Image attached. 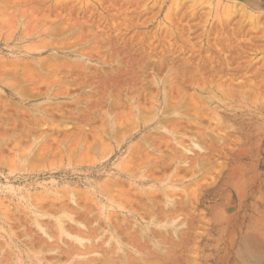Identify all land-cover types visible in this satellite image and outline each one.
Masks as SVG:
<instances>
[{
	"label": "rangeland",
	"instance_id": "obj_1",
	"mask_svg": "<svg viewBox=\"0 0 264 264\" xmlns=\"http://www.w3.org/2000/svg\"><path fill=\"white\" fill-rule=\"evenodd\" d=\"M61 206L130 264H264V0H0V264L66 261Z\"/></svg>",
	"mask_w": 264,
	"mask_h": 264
},
{
	"label": "bare ground",
	"instance_id": "obj_2",
	"mask_svg": "<svg viewBox=\"0 0 264 264\" xmlns=\"http://www.w3.org/2000/svg\"><path fill=\"white\" fill-rule=\"evenodd\" d=\"M10 21V20H9ZM36 21V20H35ZM34 25V24H33ZM30 46V45H29ZM26 63V62H25ZM15 67V66H14ZM3 76V75H2ZM8 82V81H7ZM17 83V82H16ZM13 87V86H12ZM221 89V88H220ZM206 96V95H205ZM162 103V102H161ZM166 104V103H165ZM162 107V106H161ZM160 110V109H159ZM156 111V110H155ZM166 111V110H165ZM160 112V111H159ZM143 117H145V116H143ZM150 117V116H149ZM142 118V117H141ZM146 120V119H145ZM138 121V120H137ZM137 123V122H136ZM149 123V122H148ZM139 124V123H138ZM138 124H137V126H138ZM136 126V125H135ZM203 134V133H202ZM106 143V142H105ZM109 143V142H108ZM197 144V143H196ZM104 147V146H103ZM109 148V147H108ZM107 148V149H108ZM109 149H111V147L109 148ZM112 150V149H111ZM135 149H133V151H134ZM107 154H109V150H107ZM111 152V151H110ZM135 154V153H134ZM71 155V154H70ZM140 155V154H139ZM198 155V154H197ZM185 157H187L186 156V154H185ZM129 158V157H128ZM127 158V159H128ZM131 158V157H130ZM135 158V157H134ZM178 159V158H177ZM185 159H187V158H185ZM132 160V159H131ZM120 161V160H119ZM128 161V160H127ZM95 162V161H94ZM189 162V161H188ZM125 164L127 163V162H124ZM67 164V163H66ZM91 164V163H90ZM124 164V167H123V165L122 166H120L121 168L120 169H116V170H114L113 172H112V174L110 175V176H108L107 178H105L104 180H102V181H88V185L90 186H92L93 187V189L94 190H92V191H94V194H93V196L94 197H92L91 198V200L92 201H94L95 202V204L98 206V208H99V210H100V213H102L104 216H105V218H106V223L108 224V226H109V228L112 230V235L113 236H115V233H114V231H113V228H112V226H111V222H110V218L112 217V216H114V218L117 216V214H116V216L113 214L114 212H116L117 210H119L120 212H124L125 210H123L125 207H123V204L122 203H120L118 200V202L116 201V196H117V194L114 192V188L117 186V184L119 183V184H121L120 182H119V180H122V178L123 179H127L128 181H130L131 183H137V184H141L140 182H144V181H142V180H140V181H138L137 179H138V177L139 176H136L137 175V171L136 172H134V171H132V170H135V169H129V163H127L126 165ZM121 165V164H120ZM133 166V165H132ZM118 167H119V164H118ZM191 167V166H190ZM142 168V167H141ZM138 169V168H137ZM140 169V168H139ZM57 173V172H56ZM240 173V172H239ZM53 175H55V174H53ZM140 175V174H139ZM144 177L146 176V174L145 175H143ZM143 176H141V177H143ZM232 175H231V173H229L228 174V176H227V178L229 177V179H226L225 181H224V187H223V185H222V187H220V188H223V189H228V190H224L225 192H232V190H231V188H230V185H231V187H232V184H233V180H232V177H231ZM140 178V177H139ZM145 178H147V177H145ZM143 179V178H142ZM148 179V178H147ZM154 182L156 181V180H153ZM147 182V181H146ZM195 182V181H194ZM118 184V185H119ZM150 184V183H149ZM197 184V183H196ZM122 185V184H121ZM121 185H119V187H122ZM133 185V184H132ZM144 186V185H143ZM142 186V187H143ZM192 187V186H191ZM146 189V188H145ZM202 189V188H201ZM79 190V189H78ZM116 190V189H115ZM196 190H198V189H196ZM85 191V190H84ZM87 191H90V190H87ZM117 191V190H116ZM147 191V190H146ZM148 192V191H147ZM153 192V191H152ZM171 192V191H170ZM68 193H70V192H68ZM73 193V192H72ZM80 193V192H79ZM121 193V192H120ZM84 194V193H83ZM149 194V193H148ZM190 194V193H189ZM191 194H192V192H191ZM195 194V193H194ZM197 194H198V192H197ZM207 194V193H206ZM72 195V194H71ZM85 195H87V192H86V194ZM121 195H123V194H121ZM125 195V194H124ZM196 195V194H195ZM199 195V194H198ZM227 195V194H226ZM230 195V194H229ZM38 196V195H37ZM129 196V195H128ZM52 197V196H51ZM56 197V196H55ZM61 197V196H60ZM201 197V196H200ZM59 198V197H58ZM126 198V197H125ZM205 198H207L211 203H212V205H213V207H215V209H214V214H212V216H213V220L215 221V225H218L219 226V219H220V217H221V214H222V210H223V208H222V210H220L219 208H218V205L219 206H224V208H227V207H231V202H226L227 200L224 198V195H222V193L220 192V193H209V194H207V195H205ZM225 200H224V199ZM56 199V198H55ZM63 199V198H62ZM70 199V198H69ZM122 199V198H121ZM121 199H119V200H121ZM64 200V199H63ZM87 200V199H86ZM191 200V199H190ZM37 201V200H36ZM90 201V200H89ZM59 202V201H58ZM62 202V201H61ZM125 202V201H124ZM222 202L224 203V204H222ZM63 203V202H62ZM176 203V202H175ZM190 203H191V201H190ZM46 204V203H45ZM67 204V203H66ZM93 204V203H92ZM218 204V205H217ZM43 205V204H42ZM48 205V204H47ZM39 206V205H38ZM41 207V206H40ZM44 207V206H43ZM96 207V206H95ZM48 208V207H47ZM97 208V207H96ZM127 208V207H126ZM45 209V208H44ZM66 207L64 206H61V208H59V213H62V214H64V215H59V216H56L55 217V224H56V226H57V230H58V233H59V235L57 234L56 236H57V239H58V241L59 240H61L62 238H63V235L65 234V235H67L68 237H70V238H67V240H66V243L68 244V249L66 250V261H58L59 263H57V264H91L93 261H94V257H85V259H77L76 261H74V260H70V259H73V258H76V257H81V256H84V255H88V254H91V253H94V252H96L97 250H99V249H101V248H99L98 246H100V245H98V243L97 242H92L91 241V239L92 240H94V239H96V235L95 236H91L92 234H94V233H92L93 231L95 232V230H92L91 228H90V224H89V230L91 231V235L86 231V230H84L83 228H81V226H73L72 224H66L64 221L65 220H67V219H69V220H74L75 218H73L71 215L72 214H65V213H67V211H66ZM87 209H88V207H87ZM192 209V208H191ZM70 210V209H69ZM169 210V209H168ZM172 210V209H171ZM227 210V209H226ZM31 211V210H30ZM33 211V213H37L38 212V209H34V210H32ZM57 211V210H56ZM58 211H57V213H58ZM164 210L162 209V212H163ZM48 212V211H47ZM88 212V211H87ZM126 212H128V211H126ZM151 212H153V211H151ZM150 212V213H151ZM181 212V211H180ZM196 212V211H195ZM129 213V212H128ZM44 214V213H43ZM85 214H87L86 212L85 213H83V215H84V217H86L85 216ZM111 214H112V216H111ZM168 214V213H167ZM167 214H165V215H167ZM171 214V213H170ZM165 215H164V217H165ZM226 215V214H225ZM111 216V217H110ZM163 216V215H162ZM35 218V221H36V225H38L39 226V228H42V224L39 222L40 220L38 219V216H34ZM83 217V218H84ZM118 217V216H117ZM125 217V216H124ZM175 217V216H174ZM231 217V216H230ZM229 217V218H230ZM120 218V217H119ZM166 218V217H165ZM164 218V219H165ZM228 218V217H227ZM127 218H125V220H126ZM158 219V218H157ZM231 219H232V217H231ZM233 219H234V217H233ZM232 219V220H233ZM85 220V219H84ZM111 220H113V219H111ZM117 221L118 219H114V221ZM141 220V219H140ZM232 220H230V221H232ZM129 221V220H128ZM230 221H226V225H228L229 223H230ZM29 222V221H28ZM84 222V221H83ZM154 222H157V221H154ZM172 222V221H171ZM170 222V223H171ZM82 223V222H81ZM113 223V222H112ZM115 223V222H114ZM118 223V222H117ZM144 223V222H143ZM148 223V222H147ZM158 223H162V222H160V220H159V222ZM228 223V224H227ZM258 223V222H257ZM106 224V225H107ZM168 223H166V225H167ZM66 225H68V227L66 226ZM88 225V224H87ZM141 225V224H140ZM83 226V225H82ZM118 227H120L119 226V224H118ZM135 227V226H134ZM147 228H149L148 226H146ZM146 227H144V228H146ZM216 227V226H215ZM121 229H122V227H120ZM224 228H225V226H224ZM56 229V228H55ZM29 230V229H28ZM144 230H146V229H144ZM148 230H150V229H148ZM224 230V229H223ZM97 231V230H96ZM28 232V231H27ZM53 232V231H52ZM122 232H125L124 230L122 231ZM127 232H129V231H127ZM38 233V232H37ZM96 233V232H95ZM145 233V232H144ZM177 233V232H176ZM198 233V232H197ZM54 235H55V233H53ZM37 235V234H36ZM41 235V234H40ZM64 235V236H65ZM99 235V234H98ZM97 235V236H98ZM152 235V234H151ZM160 236H162V235H160ZM55 237V236H54ZM140 237V236H139ZM134 238H135V236H134ZM248 238V237H247ZM43 239V238H42ZM84 239H87V240H89L90 241V243H84ZM129 239V238H128ZM87 240H85V241H87ZM140 240V239H139ZM247 240V239H246ZM57 241V240H56ZM105 241V240H104ZM134 241H136V239L134 240ZM149 241H150V239H149ZM55 242V241H54ZM108 242V241H107ZM106 242V243H107ZM133 242V241H132ZM138 242V241H137ZM158 242V241H157ZM245 242V241H244ZM247 242V241H246ZM102 243V242H101ZM131 243V242H130ZM243 243V242H242ZM40 244H41V242H40ZM59 244V243H58ZM103 244V243H102ZM101 244V246H103ZM138 244H140L139 242H138ZM153 244V243H152ZM250 244V243H249ZM55 245V244H54ZM53 244H50V247L48 248V250L49 251H51V250H54L55 248H58V246H60V245H58V246H54ZM118 245H120L119 243H118ZM174 245V244H173ZM47 246H49L48 244H47ZM47 246H46V248H47ZM132 246V245H131ZM141 245H139V247H140ZM244 246V245H243ZM248 246V245H247ZM142 247V246H141ZM158 247H160V246H158ZM103 248V252H105V253H103V255L105 256V255H107V256H105V258L104 257H101V260H97L98 262H100V261H102V260H104L105 259V261L103 262V264H130V262L133 260V259H131L130 260V258H132V254L134 255L135 253H137V249L138 248H134V247H132V252L131 251H127V252H123V253H119V251H117L118 252V254H116L117 252H114V253H111V250H110V248L108 247V248H106V247H102ZM115 248V247H114ZM149 248V247H148ZM249 248H250V246H249ZM113 249V248H112ZM118 249V248H117ZM120 249H122L121 248V246H120ZM142 249V248H141ZM140 249V250H141ZM248 249V248H247ZM251 249V248H250ZM116 250V249H115ZM114 250V251H115ZM146 250V249H145ZM148 250V249H147ZM158 250V249H157ZM244 250V249H243ZM60 251V250H59ZM99 251H101V250H99ZM101 251V252H102ZM123 251V250H122ZM248 251V250H247ZM250 251H252V250H250ZM163 252H165V251H163ZM111 253V254H110ZM167 253V252H166ZM169 253H171V252H169ZM179 253V252H178ZM260 253V252H259ZM257 254V253H256ZM97 256V255H96ZM61 257V256H60ZM251 257V256H250ZM55 258V257H54ZM63 258V257H62ZM97 258V257H96ZM95 258V259H96ZM102 258H104V259H102ZM134 258V257H133ZM258 258H259V256H258ZM71 262H70V261ZM56 261V260H55ZM56 261V262H57ZM69 261V262H68ZM144 261H145V259H144ZM249 261V260H248ZM263 261V260H262ZM97 262V263H98ZM134 262V261H133ZM137 262V261H136ZM151 262V261H150ZM3 263V262H2ZM97 263H95V264H97ZM142 263V262H141ZM51 264H54V262H52ZM132 264V263H131ZM134 264V263H133ZM143 264H145V263H143Z\"/></svg>",
	"mask_w": 264,
	"mask_h": 264
}]
</instances>
